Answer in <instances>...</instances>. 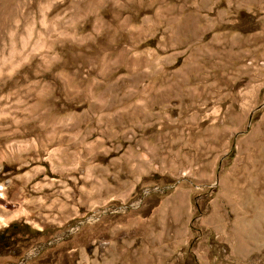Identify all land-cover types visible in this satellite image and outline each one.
<instances>
[{
  "label": "rangeland",
  "instance_id": "1",
  "mask_svg": "<svg viewBox=\"0 0 264 264\" xmlns=\"http://www.w3.org/2000/svg\"><path fill=\"white\" fill-rule=\"evenodd\" d=\"M0 221V264H264V0H0Z\"/></svg>",
  "mask_w": 264,
  "mask_h": 264
},
{
  "label": "water",
  "instance_id": "2",
  "mask_svg": "<svg viewBox=\"0 0 264 264\" xmlns=\"http://www.w3.org/2000/svg\"><path fill=\"white\" fill-rule=\"evenodd\" d=\"M172 187H173V186H167V187H163V188H156V187H154V188H148V189L145 188V189H143V190L141 191V193H140V195H139V198H138V200H137L135 203H133V204L127 206V207H119V208H118V207H114V208H111L110 211H109V210H105L104 213H105V214H106V213H109V214H110V213L124 212V211H128V210H130V209H134V208H136V207L140 204L142 198H143L145 195L147 196V195H149V194H151V193L162 194V193H164L166 190H168V189H170V188H172ZM85 222H87V220L83 221V223H85ZM71 231H72V230H70V231H66V232H64V233H62V234H60V235H57V236H55L54 238H52L50 241H48V242H46V243H41V244L35 245V247L32 249V251H30L29 253L25 254L24 257H23V258L20 260V262L17 263V264H24L25 261H26L28 258H30L32 255L37 254L38 252H40V251L46 249L47 247H49V246H51V245L57 243L58 241H60V240H62V239H64V238H66V237L71 233Z\"/></svg>",
  "mask_w": 264,
  "mask_h": 264
},
{
  "label": "trees",
  "instance_id": "3",
  "mask_svg": "<svg viewBox=\"0 0 264 264\" xmlns=\"http://www.w3.org/2000/svg\"><path fill=\"white\" fill-rule=\"evenodd\" d=\"M13 228V226H10V227H8V229H12ZM9 240H8V238L6 239H4V237H3V235H1L0 234V246L2 245V247L4 248V249H7L8 247H9Z\"/></svg>",
  "mask_w": 264,
  "mask_h": 264
},
{
  "label": "bare ground",
  "instance_id": "4",
  "mask_svg": "<svg viewBox=\"0 0 264 264\" xmlns=\"http://www.w3.org/2000/svg\"><path fill=\"white\" fill-rule=\"evenodd\" d=\"M1 221H2V220H1ZM1 221H0V222H1ZM3 222H4V221H3Z\"/></svg>",
  "mask_w": 264,
  "mask_h": 264
}]
</instances>
